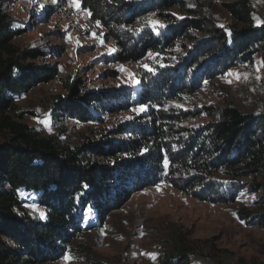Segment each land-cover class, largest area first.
I'll list each match as a JSON object with an SVG mask.
<instances>
[{
  "label": "trees",
  "instance_id": "trees-1",
  "mask_svg": "<svg viewBox=\"0 0 264 264\" xmlns=\"http://www.w3.org/2000/svg\"><path fill=\"white\" fill-rule=\"evenodd\" d=\"M81 6L91 10L92 22L101 21L122 60L140 61L153 51L161 55L163 64L144 72L137 96V104L148 105L149 112L115 132L126 137H103L74 147L13 120L16 99L57 73L35 62L40 52L15 43L19 33L5 4L0 6V127L11 133L0 143V264L58 261L93 226L87 225V210L102 223L132 194L160 184L211 203H236L248 190L264 203V113H243L231 104L169 108L173 100L197 93L205 80L252 63L257 54L264 66V23L255 21L253 1L224 2L231 21L222 26L211 0H81ZM172 8L184 16L173 15ZM153 13L165 25L158 32L146 21ZM180 42L182 52L168 57ZM64 83L66 94L53 106L55 120L92 122L100 120L102 108L113 113L123 107L114 106L121 100L110 99L113 94L85 91L79 78L68 77ZM125 101L128 108L136 102ZM197 113L209 122L183 124ZM28 203L45 215L32 212ZM236 216L248 225H264V211L238 209ZM161 264H190L186 246L177 243Z\"/></svg>",
  "mask_w": 264,
  "mask_h": 264
},
{
  "label": "rangeland",
  "instance_id": "rangeland-1",
  "mask_svg": "<svg viewBox=\"0 0 264 264\" xmlns=\"http://www.w3.org/2000/svg\"><path fill=\"white\" fill-rule=\"evenodd\" d=\"M211 1L217 6L216 21L220 25L229 23L231 18L223 3L231 0ZM252 1L254 19L260 23L264 18V0ZM3 4L13 29L19 33L15 43L22 50L40 52L42 56L35 62L48 64L57 73L55 79L34 86L16 99V112L10 113L13 120L34 127L41 136L55 137L62 145L74 147L103 137H126L115 132L130 127L140 115L149 112L150 107L139 115L132 109L139 105L137 96L142 90V77L148 71L143 65L154 69L156 64H163L161 55L156 56L153 51V56L148 53L140 61L122 60L116 43L105 37V29L92 22L82 6L77 10L68 0H0V6ZM170 12L184 16L177 8ZM148 18L163 22L156 15L150 14L146 21ZM93 31L103 39V44L92 36ZM109 48L117 51L109 54ZM178 52H182L181 42L179 48L167 56ZM120 66L126 71H121ZM129 72L135 74L139 83L130 82ZM230 72L241 75L237 78L235 74L228 75ZM244 73L248 74L247 78ZM68 77L79 78L82 88L89 93L113 94L110 99L117 96L121 103L114 106L123 105L122 109L111 113L102 108L100 120L92 122L74 117L55 120L53 106L58 96L66 94L64 80ZM125 99L136 102L128 108ZM230 104L243 113H264V66L259 54L252 63L230 68L205 80L197 93L173 100L169 108L196 110ZM129 116L134 119H125ZM45 120L49 125L42 123ZM209 120L206 115L197 113L183 124L204 125ZM10 134L6 127H0V143ZM242 192L236 203H211L166 184L145 188L132 194L102 223L95 213L87 210V225L93 226L73 240L62 259L43 264H161L177 243L186 246L190 264H264V225H248L236 216L238 209L264 211V203H259L253 191ZM30 205L33 203H28L27 208L32 212L44 213L36 204V208ZM150 254H155V258ZM66 256L71 259H65Z\"/></svg>",
  "mask_w": 264,
  "mask_h": 264
},
{
  "label": "snow or ice",
  "instance_id": "snow-or-ice-1",
  "mask_svg": "<svg viewBox=\"0 0 264 264\" xmlns=\"http://www.w3.org/2000/svg\"><path fill=\"white\" fill-rule=\"evenodd\" d=\"M68 3H69L70 6L75 7L77 10H81V0H68ZM82 10L85 11L86 14H87L88 16H91V15H92L91 10L88 9L87 7H84ZM173 15H175V14H173ZM152 16H155V13H153ZM181 19H183V17H181ZM260 22H261V23H264V21H260ZM95 24H96L97 26L102 27V25H101V21H99V20L95 21ZM147 24H148L149 26H151V27L153 28V30H155V31H157V32H158L159 28H161V27H165V25H164L161 21L154 20V19H152V18H148V20H147ZM221 26H222V25H221ZM119 27H120L121 29H124V30H127V31H133V29H131V28L125 26V25H120ZM85 30L87 31V26H85ZM141 30H142V29H141ZM101 35H102V34H101ZM230 35H231V32L229 31V36H230ZM92 36H93L94 38L100 40V43H101V44L104 43L103 39H101L100 36H97L96 33H95L94 31L92 32ZM68 38L71 39V36L69 35ZM78 43H79V41H78ZM114 51H117V49H116V48H109V49H108L109 54H111V53L114 52ZM155 55L158 56L159 53H157V54H155ZM149 56H153V53L149 52ZM143 67H144L145 69H147L148 71H150V72H154V69H152L151 67H149V65H147V64H144ZM120 70H121V71H126V69L124 68V66H120ZM233 74H235V75L237 76V78H239L240 75H241L240 73H231V72L228 73V75H233ZM128 75H129V80H130V82H131V81H135L136 83H139V81L136 80V77H135V74H134V73L129 72ZM243 75H244L245 78H247V76H248L247 73H244ZM258 78H259V77H258ZM176 106H177V107H183V105H176ZM148 108H149V106L146 105V104H139L138 106L134 107V108L132 109V111H133L134 113H136L137 115H139L140 113H144V112H146V111L148 110ZM125 119H134V117L129 116V117H125ZM42 123H44V124H46V125H49V121H48V120L42 121ZM49 130H51L50 126H49ZM173 150L175 151L176 149L174 148ZM144 151H148V149L145 148ZM163 165H164V168H165L166 170L169 168V165H170V161H169V159H168V157H167V152H166V151H165V156H164V160H163ZM164 175H167V171H165ZM84 187L87 188V185H84ZM157 188H159V185H157ZM30 207H32V208H36V205L33 204V205H30ZM89 211H91V209H90ZM40 215H41V217H43L45 214H44L43 212H41ZM150 255H152V257L155 258V254H150ZM65 259L70 260V259H71V256H66Z\"/></svg>",
  "mask_w": 264,
  "mask_h": 264
}]
</instances>
